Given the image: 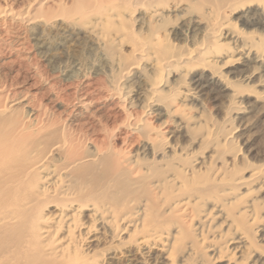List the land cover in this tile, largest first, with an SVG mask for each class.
Listing matches in <instances>:
<instances>
[{
	"label": "bare ground",
	"instance_id": "bare-ground-1",
	"mask_svg": "<svg viewBox=\"0 0 264 264\" xmlns=\"http://www.w3.org/2000/svg\"><path fill=\"white\" fill-rule=\"evenodd\" d=\"M87 1L0 0V264H264L254 236L260 203L238 206L242 180L228 163L216 166L217 144L209 160L193 150L216 133L207 129L196 137L187 117L178 128L154 120L182 111V102H168L172 95L191 102L205 87H219L225 75L211 58L221 55L203 42L181 51L166 37L140 38L120 14L115 19L122 27L116 26L111 15L123 8L131 19L132 3L85 10ZM205 1L212 3L207 13L179 17L171 35L215 37L230 5L246 13L256 5L251 22L264 25V0ZM50 4L60 12L35 14ZM68 4L76 6L75 15ZM145 4L156 23L169 8L192 10L181 0ZM45 35L58 38L56 51L82 36L103 50L118 76L93 77L76 63L50 78L37 58L51 51ZM261 56L242 52L230 73L252 82ZM193 65L202 69L199 78L180 86L164 80L175 71L184 77ZM134 79L145 80V88H136ZM252 172L264 185V162ZM218 216L228 229L208 237Z\"/></svg>",
	"mask_w": 264,
	"mask_h": 264
},
{
	"label": "rangeland",
	"instance_id": "rangeland-1",
	"mask_svg": "<svg viewBox=\"0 0 264 264\" xmlns=\"http://www.w3.org/2000/svg\"><path fill=\"white\" fill-rule=\"evenodd\" d=\"M33 1L25 0L26 4ZM148 1L88 0L84 9L88 10L89 6L104 7L106 9V7L132 3V6H129L134 12L131 19L123 14V8H118L111 15L116 26L122 27L115 19L116 14H120L123 16L125 26L132 29L140 38L150 37L151 35L154 38L166 37L169 38L176 49L181 51L192 48L195 43L203 42L209 46L210 52L221 55L219 58H211L216 68L225 75V80L220 82L219 87H205L195 101L191 102H183L179 97L174 98V95H172L168 102L170 105L182 102V111L172 117L164 115L154 118V120H156L155 124L157 125L169 122L172 128H178L177 122L183 117H187L192 123L190 132L196 137H199L207 129H212L216 133V138L212 143L203 145L195 143L193 150L198 153L199 160H209L211 156H215L212 144H217L216 166L221 168L224 163H228L227 169H230L236 177L242 180V184L236 189V195L241 199L238 206L241 208L245 201L255 200L260 203L256 211L258 217L256 227L258 228L254 236L255 241L261 247H256L255 249L264 253V185L263 182L252 178V169L264 162V25L251 22L256 13V5H254L251 13H246L241 5H230L226 8L223 19L218 25L216 36L213 38L207 39L205 37L203 39L202 34L194 33L192 34L193 37L183 39L180 35H171L170 33L171 29L179 22V17L187 19L192 15H196L197 12L207 13L209 7H212V3L205 0H181L184 5H192L190 13L178 14V12L173 11V8H169L165 14L168 17L163 22L156 23L151 19L150 6L142 5V3H147ZM67 7L73 8L71 10L72 14H76L74 11L75 5L68 4ZM48 8L54 13L60 12L58 7H54L51 4L39 7L34 12L35 14L46 13ZM149 21H151L150 24ZM236 33L244 35V40L237 42L233 38ZM57 40V37L45 35L43 41L46 43V47L51 46V51L47 54L46 50L43 49L37 54L40 65H43L42 68L45 69L50 78L56 75L54 72L59 67L76 63L84 64L91 71L90 75L93 77H100L109 81L118 76L119 71L116 68L112 69L111 60L104 55L103 50L98 45L81 36L80 39L72 40L56 51L54 44H56ZM123 49H125V53L129 52L127 47ZM250 50L254 54L259 53L262 55V60L257 64L260 65V73L252 82L246 84L240 79L239 74H231L230 72L237 67L234 65L235 60L241 56V53ZM209 55L206 56L208 57ZM251 65L255 66L256 64ZM201 75L202 69L193 65L188 67L184 77L179 74V71H175L172 74L165 73L164 80L168 81L171 86H180L183 81L189 82L191 79L199 78ZM127 80L124 82L126 83ZM134 81L133 85L136 88L140 90L145 88V80L134 79ZM20 82H23L22 76L20 77ZM23 84H20V87L24 89L30 86L26 85L27 82ZM235 106L242 107V110L236 112ZM182 130L187 131L188 129L184 128ZM228 135H231L232 143L225 144V139ZM183 138L184 142L188 139L185 136ZM236 154H238V158L234 162L233 159ZM210 209H212L211 204L203 207L204 211ZM227 223L228 221L222 216L216 217L208 237L225 232L228 229L226 227ZM229 237L231 236H227L226 239Z\"/></svg>",
	"mask_w": 264,
	"mask_h": 264
}]
</instances>
